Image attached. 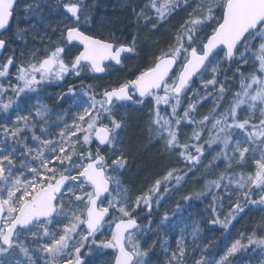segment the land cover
I'll return each mask as SVG.
<instances>
[{
    "label": "snow or ice",
    "instance_id": "1",
    "mask_svg": "<svg viewBox=\"0 0 264 264\" xmlns=\"http://www.w3.org/2000/svg\"><path fill=\"white\" fill-rule=\"evenodd\" d=\"M125 6L101 23L98 0H0V264H152L157 245L165 264H264V215L222 250L204 234L264 214V0ZM165 28L132 75L97 83ZM129 112L168 162L139 188Z\"/></svg>",
    "mask_w": 264,
    "mask_h": 264
},
{
    "label": "rangeland",
    "instance_id": "2",
    "mask_svg": "<svg viewBox=\"0 0 264 264\" xmlns=\"http://www.w3.org/2000/svg\"><path fill=\"white\" fill-rule=\"evenodd\" d=\"M98 4H99V8H101V9H103L105 11L106 10H109V7H108L109 6V2L108 1L98 0ZM118 5L119 6L117 8H113V10L122 11L126 7L125 6L126 5V1H124L122 3V5H120V4H118ZM99 15L100 14H98L99 20H102L101 16H99ZM114 20H117V18H114ZM178 20H179V17H177L175 20H173L172 23L175 24ZM20 22L22 23V24H20L21 27L26 26V22L25 21L21 20ZM169 27H171V26L169 25ZM167 30H168L167 28L162 29L159 33H156V34H158L161 39H164L165 40V39H167V36L165 34L167 32ZM145 33L151 34L150 32H145ZM143 34L144 33H142L141 35H143ZM145 39H146L145 40L146 43H144V42L141 41V46H142V44H144V47H145V45L147 44V46L149 47V45L153 44L152 43V40L148 41V38H145ZM154 41H158V40H154ZM140 60H141V57L140 58H136V59H132V60L128 61L127 64L125 65V67L123 69H119V70L113 71L111 73V75H109L107 77L106 80H104L102 82L97 81V83L102 85V84L107 83L108 80H116V79H118V78H120L122 76H130V75H132V73L136 71ZM56 94H57L56 91H54V90H52V89L49 88L48 89V92L45 94V97H43V99L45 100V102L48 103L50 107H56V105L52 102V100L49 99V97L55 96ZM65 107H67V105H65ZM204 111H206V109ZM129 115L132 117V120H133V122H132V128L126 134V141L130 145V152H134L135 151L136 153H139V152L143 153V152H145V150H147V151H150L151 154H153L158 159V161H162L163 163H168L167 161L163 160L161 153L156 148L150 146L149 144L144 145L140 149V151H137L138 148H139V146H138V144H133V141L130 140V137H131V134L130 133H131L132 130H134V131L135 130L136 131L139 130V128H140V121L138 119V114L137 113L129 112ZM136 123H138V124L136 125ZM135 149H137V150H135ZM126 175H127V179H129L131 182H133L132 179L134 177L133 176H130L129 173L126 174ZM195 177H196V179H195ZM123 179L125 180V175H124ZM189 181H194V182H192L190 184L191 189H194V188H198V189H195V190H199L200 189L201 184H202V181H200L199 174H197L196 176H191L190 175V177L188 179V182ZM190 191H194V190H190ZM187 192H189V191L187 190V184H185L183 186V188L181 189V192L179 194L173 195L170 198L171 201H172V203L170 205H167L166 207H170L171 208L172 206H175V202L178 201V200H180L181 195L182 194H186ZM199 205L202 207V209L199 208V207L198 208H199V210L202 211L203 208H204V205L203 204H199ZM189 211L191 212V214L193 216L197 215V208H195V207L194 208H191V209H189ZM186 213H188V214H186ZM256 213H258V212H256L255 210H253V211L249 212L247 215H242L241 217L237 218L236 221H233V226L230 229V235L227 236L228 237L227 238L228 239V242H230L232 239H234L236 236H238V234L240 232H243L240 229H243V228L247 227L246 224H247V220L248 219H246V218L247 217L249 218L252 215H255ZM258 214L259 215H264V214H261V213H258ZM188 215H189V212H185V215L184 216L187 217ZM182 226L183 225L181 224V225L178 226V228L179 227H182ZM217 229H219V228H217ZM219 230L221 231V229H219ZM236 230H237L238 234L236 233ZM244 230H246V229H244ZM214 233L215 232L209 231L208 233H206L205 236H206L207 239H212L214 236L215 237L217 236V234H214ZM178 234H179V231H178ZM149 242H151V241H149ZM228 242H226V239H225V243L224 244H226ZM224 244H223V246H224ZM240 255L242 257L256 256L257 257V259H256L257 264H259V260L261 258V256L259 255V250H257L256 252H252V253L248 252V253H243V254H240ZM108 259H110V257L105 258V264H107V260ZM155 262L156 261L152 259V264H156ZM94 264H100V262L99 261H94Z\"/></svg>",
    "mask_w": 264,
    "mask_h": 264
},
{
    "label": "trees",
    "instance_id": "3",
    "mask_svg": "<svg viewBox=\"0 0 264 264\" xmlns=\"http://www.w3.org/2000/svg\"><path fill=\"white\" fill-rule=\"evenodd\" d=\"M145 38H148V41L152 40V43L154 40H158V42H161V43L164 41V39H161L158 34L152 35L149 33H144L142 35V42H144V43H146ZM155 47H156L155 44H151V45H149V47L147 46L148 49H152V50H154ZM141 49H142L141 60H140L138 65H140L143 62V57H144V53H145L144 44H142ZM132 122H133V120H132ZM137 124L138 123H136V125ZM130 134H131L130 140L133 141V144H138V146H139L138 150L137 149H135V150L140 151V149L144 145H147L146 141H142V140L137 139V137L140 134L139 130L138 131L132 130ZM130 155H131L130 159H129L130 167L128 168L129 170H127V172L125 173V180L127 182V186H130V187H134V188L141 187L146 182L150 181L158 173H160L163 170V168L167 165V163H163L162 161H158V159L153 154H151L150 151H147V150H145V152H143V153H141V152L136 153L135 151L130 152ZM128 173L130 176L134 177L132 179L133 182H131L129 179H127L126 174H128ZM195 179H196V177H195ZM192 182H194V181H189L187 183V190L188 191L198 189V188L191 189L190 184ZM174 207L175 206H172L171 208H174ZM198 207L202 209V207L200 205H198ZM186 214H188V213H186ZM184 215H185V213H184ZM260 217H261V215H259L258 213H256L255 215H252L249 218L247 217L246 218V219H248L247 224H246L247 227L240 229V230L241 231H247L249 228L253 227L254 224L260 220ZM173 219H175V217ZM244 229H246V230H244ZM178 231H179V228L177 227V230L175 232L169 233V236L171 238H173V241H172L173 243H174V238L178 237ZM221 231L219 229H216L214 234H217L216 239L220 242L219 248L222 250L223 244L225 243V238L220 236ZM208 232L209 231L207 229H205L204 234L206 235V233H208ZM236 233L238 234L237 230H236ZM156 235L157 236L163 235V233H158ZM226 242H228V239H226ZM250 253H252V252H250ZM152 259L156 261L155 262L156 264H165V257H164L163 252L160 250L159 245H157V247L153 253ZM256 259H257L256 256L242 257L241 255H238V257H237L238 264H257Z\"/></svg>",
    "mask_w": 264,
    "mask_h": 264
},
{
    "label": "flooded vegetation",
    "instance_id": "4",
    "mask_svg": "<svg viewBox=\"0 0 264 264\" xmlns=\"http://www.w3.org/2000/svg\"><path fill=\"white\" fill-rule=\"evenodd\" d=\"M120 2H122V0H118ZM113 6V5H112ZM98 14H100L99 16H101L102 20H100L101 23H110V22H113V21H117L119 20L120 18L124 17L125 14H126V9L122 10V11H118V10H99L98 11ZM105 18H107V21L105 20ZM114 18H117V20H114ZM20 24H22L20 22ZM13 27H15V21L13 22ZM50 89L56 91L57 93L60 91L59 88H56L55 86L51 87Z\"/></svg>",
    "mask_w": 264,
    "mask_h": 264
}]
</instances>
